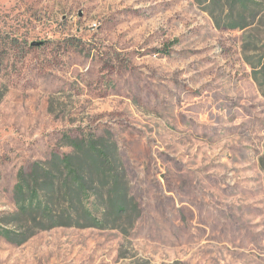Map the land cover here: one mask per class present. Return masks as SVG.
I'll list each match as a JSON object with an SVG mask.
<instances>
[{"label": "rangeland", "instance_id": "obj_1", "mask_svg": "<svg viewBox=\"0 0 264 264\" xmlns=\"http://www.w3.org/2000/svg\"><path fill=\"white\" fill-rule=\"evenodd\" d=\"M254 1L258 24L219 30L194 0H0V227L18 172L70 152L65 134H111L140 206L128 237L0 235V264H264Z\"/></svg>", "mask_w": 264, "mask_h": 264}, {"label": "trees", "instance_id": "obj_2", "mask_svg": "<svg viewBox=\"0 0 264 264\" xmlns=\"http://www.w3.org/2000/svg\"><path fill=\"white\" fill-rule=\"evenodd\" d=\"M194 1L219 30H244L258 24L254 0ZM244 41L243 59L264 97V55H248L256 52L250 48L254 39ZM62 141L70 152H53L47 161L18 172L14 187L16 211L10 215L14 229L0 227V235L10 240L22 230L29 237L38 231L66 227L117 230L128 237L140 217V206L131 192L128 172L112 135L65 134Z\"/></svg>", "mask_w": 264, "mask_h": 264}]
</instances>
